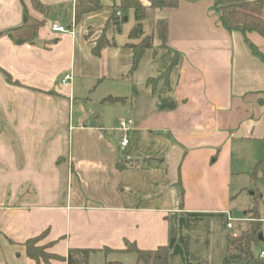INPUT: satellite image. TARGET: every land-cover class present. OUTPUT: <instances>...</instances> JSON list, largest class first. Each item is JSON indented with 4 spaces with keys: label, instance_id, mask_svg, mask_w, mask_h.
<instances>
[{
    "label": "crops",
    "instance_id": "0c3cea01",
    "mask_svg": "<svg viewBox=\"0 0 264 264\" xmlns=\"http://www.w3.org/2000/svg\"><path fill=\"white\" fill-rule=\"evenodd\" d=\"M36 1L45 10L0 0V264H36L24 243L43 232L38 245L56 256L92 249L88 264H135L127 242L167 246L168 264H264L229 256V237L253 218L234 210V178L264 164V61L246 41L264 56V38L226 29L214 0H139L140 37L120 0ZM78 1L99 7L76 20ZM27 15L43 21L34 42L6 33ZM145 35L151 46L129 73Z\"/></svg>",
    "mask_w": 264,
    "mask_h": 264
},
{
    "label": "trees",
    "instance_id": "16d2710c",
    "mask_svg": "<svg viewBox=\"0 0 264 264\" xmlns=\"http://www.w3.org/2000/svg\"><path fill=\"white\" fill-rule=\"evenodd\" d=\"M179 0H148V6L151 8L162 7H175ZM37 6L45 10L39 2L34 0ZM221 24L229 31H238L246 36L247 33L256 32L264 38V19L262 13L264 9V0H214ZM99 7L93 1L82 2L78 1L75 8V19L87 11L95 10ZM119 9L124 13L129 9L133 10L135 24L130 31L131 37H140L144 34L143 20L145 16L146 7L139 0H120ZM116 12V11H115ZM124 15L120 20L125 21ZM43 21L27 15L24 22L14 28L6 31V33L12 35L17 34V38L20 37L26 41L34 42L36 39V32ZM157 34L164 40L166 38V24L165 22H159L157 25ZM152 36L145 35L137 44L131 45L132 47V61L129 69V73H133L138 66V63L144 53L145 49L151 46ZM248 47L250 51L264 61V56L256 48V46L249 42ZM103 41V34L93 47L94 53H98L100 48L105 44ZM173 60V59H172ZM174 61V60H173ZM172 61L171 64L174 62ZM171 67V65L169 66ZM169 67L166 70H169ZM6 80L12 84H18L12 81L9 74H5ZM151 80L148 79L149 83ZM247 212H252L253 218L246 229H243L239 235L229 237V246L231 258H237L240 260H250L253 258L252 245L258 239L260 233L261 221L257 216V209H250ZM45 235L42 234L29 238L25 241V250L28 257L33 259L36 264L40 260H43L45 264H50L49 260L59 259L65 260L67 264H88V254L92 252V249H69L66 257L56 256L46 251L47 245H38V242ZM107 250V249H104ZM126 251L133 252L136 255L135 264H168V247L158 246L153 250L139 249L133 243H126ZM119 264V263H116Z\"/></svg>",
    "mask_w": 264,
    "mask_h": 264
},
{
    "label": "rangeland",
    "instance_id": "374dc122",
    "mask_svg": "<svg viewBox=\"0 0 264 264\" xmlns=\"http://www.w3.org/2000/svg\"><path fill=\"white\" fill-rule=\"evenodd\" d=\"M236 187L238 188L236 189ZM233 188L237 191L235 193H238L236 194V200L234 201L235 212L239 209V207H247L252 209L255 208L257 211H261V216L264 215V164L255 169V172H253V170H249L244 172L241 177L239 176L238 178H234ZM246 215L248 218H251L252 216L250 212ZM248 223L249 221L247 223L243 222L240 224L242 227H245ZM237 229H235V231ZM260 233L263 237L262 240L257 239L252 245V254L256 259L259 252L264 251V223L261 224ZM262 261H264V259Z\"/></svg>",
    "mask_w": 264,
    "mask_h": 264
},
{
    "label": "built area",
    "instance_id": "2783aa9c",
    "mask_svg": "<svg viewBox=\"0 0 264 264\" xmlns=\"http://www.w3.org/2000/svg\"><path fill=\"white\" fill-rule=\"evenodd\" d=\"M116 15L117 16L120 15V11L119 10L116 11ZM51 29H52V31H55V32H58V33H68V32L72 33L73 32L72 28L67 27L66 25H63V24H60V23H52L51 24ZM69 78H70V75L67 74L61 80V82L65 83ZM129 124H130V121L127 120V119L120 120V129L123 132V136H122L121 143H120L121 146H125L127 144V142H128L127 131L129 129ZM227 227L231 228L232 227V223L228 222L227 223ZM259 256L261 258H264V251H260L259 252Z\"/></svg>",
    "mask_w": 264,
    "mask_h": 264
},
{
    "label": "water",
    "instance_id": "95a60500",
    "mask_svg": "<svg viewBox=\"0 0 264 264\" xmlns=\"http://www.w3.org/2000/svg\"><path fill=\"white\" fill-rule=\"evenodd\" d=\"M23 40H18L17 43H22ZM38 45H43V42L42 41H39L38 42ZM258 240H262V234L259 233L258 234Z\"/></svg>",
    "mask_w": 264,
    "mask_h": 264
}]
</instances>
